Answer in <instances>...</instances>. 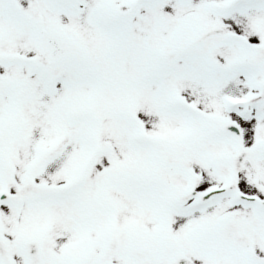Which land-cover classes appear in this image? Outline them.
Here are the masks:
<instances>
[{"label":"snow or ice","instance_id":"1","mask_svg":"<svg viewBox=\"0 0 264 264\" xmlns=\"http://www.w3.org/2000/svg\"><path fill=\"white\" fill-rule=\"evenodd\" d=\"M0 264H264V0H0Z\"/></svg>","mask_w":264,"mask_h":264}]
</instances>
